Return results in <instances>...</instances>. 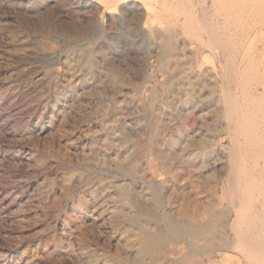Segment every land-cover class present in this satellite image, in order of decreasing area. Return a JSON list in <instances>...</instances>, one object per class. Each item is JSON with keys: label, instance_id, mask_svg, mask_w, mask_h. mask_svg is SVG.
<instances>
[{"label": "rangeland", "instance_id": "rangeland-1", "mask_svg": "<svg viewBox=\"0 0 264 264\" xmlns=\"http://www.w3.org/2000/svg\"><path fill=\"white\" fill-rule=\"evenodd\" d=\"M93 6L91 0H0V264H136L137 246L126 250L125 259L115 254L132 228L131 201L151 205L160 195L158 213L166 212L161 182L168 178L153 149L147 152L150 165L125 168L122 157L133 141L120 139L150 132L142 126L146 118L167 122L176 112L165 102L183 92L196 72L210 71L213 95L197 109L196 100L179 106L171 122L170 135L191 140L185 148L177 145L185 164L196 165V138L207 130L196 111L202 108L209 122L218 113L220 69L198 40L168 17L156 21L148 13L140 20L129 13L101 21L100 13L90 12ZM210 18L217 21L215 11ZM152 23L160 25L157 38L150 36ZM249 33L248 53L256 40ZM169 39L175 50L163 60ZM177 76L168 91L166 82ZM218 136L201 161L219 183L217 199L224 204L221 178L229 160L219 145L229 140ZM180 245L189 250L186 239ZM213 258L204 264H224Z\"/></svg>", "mask_w": 264, "mask_h": 264}, {"label": "bare ground", "instance_id": "bare-ground-1", "mask_svg": "<svg viewBox=\"0 0 264 264\" xmlns=\"http://www.w3.org/2000/svg\"><path fill=\"white\" fill-rule=\"evenodd\" d=\"M91 1L94 6L90 12L95 15L100 13L101 21L107 17L113 19L115 14L119 17L129 13L140 20L148 13L153 14L156 21L168 17L182 32L207 48L221 76V93L216 102L218 113H214L213 121H208L202 108L196 111L197 119H206L200 122L207 128L206 134L196 138V146L200 148L196 165L189 161L185 164L182 160L185 155L178 151L177 145L183 143L185 148L191 140L170 135L171 122L182 111L179 106L186 105L188 108L196 100L197 109L211 102L213 90L209 70L203 74L196 72V82H185L184 91L165 102L176 112L169 114L167 122L159 117L143 119L142 126H150V132L137 131L120 139L123 142L126 139L133 141L122 157L128 170H134L138 162L150 165L147 152L150 149L155 151L168 178L161 184L162 190H167L165 202L169 209L158 213L163 200L153 193L155 199L151 205H143L133 199L131 204L135 208V216L132 228L123 239V244L116 246V256L125 259L126 250L137 246L141 257L136 264H204L205 260L214 263V256L224 264H264V61H261L264 56V0H156V4L151 5V1L147 6H144L145 0ZM211 11H215L217 21L211 20ZM150 26V36L159 37L157 29L160 25L152 23ZM165 29L169 30V26ZM249 32L256 39L250 53L259 52V58L245 51ZM172 42L167 40L163 60H167L166 57L175 50ZM178 79L177 76L166 82V89L169 91L172 81L177 82ZM146 104L144 106L148 108ZM219 134L229 140L228 144L225 143L227 145H219L229 160L228 172L221 178L224 182L221 193L226 201L224 204L217 199V196L220 197L218 182L212 174L203 171L204 163L201 161L211 151L210 145L217 144ZM125 194L129 196L128 192ZM149 219L154 223H147ZM141 228H145L146 232H142ZM223 233L227 234L224 239L221 238ZM183 239L187 240L189 250L181 247ZM167 242H171L173 247L167 246Z\"/></svg>", "mask_w": 264, "mask_h": 264}]
</instances>
